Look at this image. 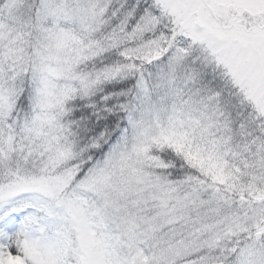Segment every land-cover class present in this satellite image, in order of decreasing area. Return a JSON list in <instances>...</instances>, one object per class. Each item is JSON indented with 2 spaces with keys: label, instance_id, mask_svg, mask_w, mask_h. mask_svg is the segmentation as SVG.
I'll list each match as a JSON object with an SVG mask.
<instances>
[{
  "label": "snow or ice",
  "instance_id": "snow-or-ice-1",
  "mask_svg": "<svg viewBox=\"0 0 264 264\" xmlns=\"http://www.w3.org/2000/svg\"><path fill=\"white\" fill-rule=\"evenodd\" d=\"M0 264H264V0H0Z\"/></svg>",
  "mask_w": 264,
  "mask_h": 264
}]
</instances>
